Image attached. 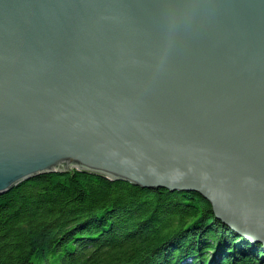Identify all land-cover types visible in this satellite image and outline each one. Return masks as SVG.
<instances>
[{
	"label": "water",
	"instance_id": "obj_1",
	"mask_svg": "<svg viewBox=\"0 0 264 264\" xmlns=\"http://www.w3.org/2000/svg\"><path fill=\"white\" fill-rule=\"evenodd\" d=\"M73 168L264 248V0H0V194Z\"/></svg>",
	"mask_w": 264,
	"mask_h": 264
},
{
	"label": "trees",
	"instance_id": "obj_2",
	"mask_svg": "<svg viewBox=\"0 0 264 264\" xmlns=\"http://www.w3.org/2000/svg\"><path fill=\"white\" fill-rule=\"evenodd\" d=\"M181 262L264 264V248L185 190L74 170L43 173L0 194V264Z\"/></svg>",
	"mask_w": 264,
	"mask_h": 264
},
{
	"label": "bare ground",
	"instance_id": "obj_3",
	"mask_svg": "<svg viewBox=\"0 0 264 264\" xmlns=\"http://www.w3.org/2000/svg\"><path fill=\"white\" fill-rule=\"evenodd\" d=\"M186 260H187L188 262H190V263H191V262H192V260H193V258L190 256V257H187V258H186ZM179 264H185V263L181 262V263H179Z\"/></svg>",
	"mask_w": 264,
	"mask_h": 264
},
{
	"label": "rangeland",
	"instance_id": "obj_4",
	"mask_svg": "<svg viewBox=\"0 0 264 264\" xmlns=\"http://www.w3.org/2000/svg\"><path fill=\"white\" fill-rule=\"evenodd\" d=\"M74 170H77V169H76V168H73V171H74ZM70 172H71V171H70ZM42 174H43V173H42ZM39 175H40V174H39ZM100 175H101V174H100ZM37 176H38V175H37ZM102 176H103V175H102ZM22 182H23V181H22ZM20 183H21V182H20ZM17 185H18V184H17ZM248 242H249V241H248Z\"/></svg>",
	"mask_w": 264,
	"mask_h": 264
}]
</instances>
